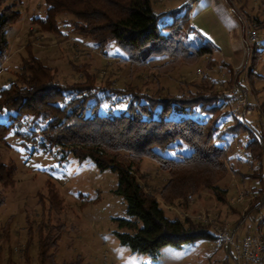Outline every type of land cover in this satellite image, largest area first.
<instances>
[{
  "label": "trees",
  "instance_id": "1",
  "mask_svg": "<svg viewBox=\"0 0 264 264\" xmlns=\"http://www.w3.org/2000/svg\"><path fill=\"white\" fill-rule=\"evenodd\" d=\"M44 4V16L31 19L37 32L59 36V19L69 17L64 24L70 32L89 40L100 53L106 54L107 46L114 43L125 55L120 60L129 66L130 78L146 73L159 58L165 61L153 68L166 75L182 65L212 58L215 51L208 42L197 47L186 44L184 32L192 28L187 11L183 12L185 4L169 23H161L160 18L173 11L157 14L151 0H44ZM19 18L20 13L10 8L0 12V56L6 48L7 29ZM214 67L211 60L205 65L206 74L190 85L194 92L171 95L160 89L150 96L138 86L115 88L110 81L98 87L87 65L77 67L80 83L63 85L54 70L28 48L19 73L0 90V143L8 147L6 137L12 133L20 145L44 151L57 148L64 157L89 159L99 171L115 173L114 192L123 198L128 217L114 219L118 242L132 253L156 259L164 247L181 248L215 238L208 225L166 217L161 202L183 206L187 196L210 191L219 203H225L227 191L219 183L233 171L234 152L239 154L235 141H242L245 132L242 156L244 162L258 164V172L255 169L250 179L260 187L251 189L255 202L244 220L255 223L258 218L252 219L251 213L258 214L264 204V103L255 112L257 118L245 117L238 124L230 114L227 95L228 85L234 84L232 68L220 64L229 75L224 81L220 76L210 78ZM225 134L233 137L234 146L225 144ZM145 158L168 175L156 195L142 186L139 166ZM14 173L13 165L0 163V207L4 190L14 184ZM8 229V223L0 229V240H7ZM57 242L58 235H38V264H54ZM10 251L7 264H17Z\"/></svg>",
  "mask_w": 264,
  "mask_h": 264
},
{
  "label": "rangeland",
  "instance_id": "2",
  "mask_svg": "<svg viewBox=\"0 0 264 264\" xmlns=\"http://www.w3.org/2000/svg\"><path fill=\"white\" fill-rule=\"evenodd\" d=\"M151 1L157 14H164L167 9L173 11L172 15H163L161 23H169L182 13L183 1ZM6 8L19 12L20 18L7 29L6 48L0 56V90L15 79L29 48L43 65L54 70L57 82L63 85L80 83L83 79L77 67L87 65L96 76L94 82L98 87L103 88L110 81L115 88L138 86L150 96L160 89L171 95L194 92L190 85L206 74L205 65L210 60L215 65L212 73L207 72L210 78L220 76V80H228L226 69L219 67L226 63L232 68L234 80L227 88H237L248 103L259 104L258 110L264 103V0H197L190 9L183 8L192 28L191 32H184L186 44L197 47L210 43L215 47L212 58L182 65L166 75L153 68L165 61L159 58L150 63L146 73L133 78L129 77V66L120 60L125 55L114 43L107 46L106 54L100 53L89 40L70 32L71 28L64 24L69 17L59 19L63 24L59 36L37 32L31 19L44 16V0H2L0 12ZM251 28L257 35L253 45L247 38ZM255 112L248 119L257 118ZM224 136L225 144L235 145L233 137ZM6 141L8 147L0 143V163L13 165L15 173L14 184L4 190L5 202L0 207V229L6 223L9 226L7 240H0V264H7L8 250H12L10 256L17 264H38V235L50 233L58 235L54 264H236L233 249L221 245L214 232L225 225L235 235L234 240L254 232L255 223L243 217L255 202L251 189L260 187L250 179L259 167L244 162L245 157L236 152L233 171L219 183L227 191L225 203H219L210 191L199 197L189 195L191 199L187 196L183 206L161 202L166 217L208 225L215 238L199 239L181 248L164 247L152 259L132 253L118 242L119 230L114 219L128 217L123 198L114 192L115 173L99 171L89 159L78 161L70 154L64 157L57 148L44 151L33 145H20L12 133ZM139 174L145 190L155 195L168 179L158 164L147 158L141 162ZM261 207L258 214L251 213L252 219L259 217Z\"/></svg>",
  "mask_w": 264,
  "mask_h": 264
},
{
  "label": "built area",
  "instance_id": "3",
  "mask_svg": "<svg viewBox=\"0 0 264 264\" xmlns=\"http://www.w3.org/2000/svg\"><path fill=\"white\" fill-rule=\"evenodd\" d=\"M183 1L184 10L190 9L197 0H180ZM167 9L165 13H171ZM248 41L253 45L257 40L255 31L249 29ZM229 97V111L234 120L239 124L244 121L245 117L251 116L259 109V104L248 103L247 100L240 94L237 88H232L227 91ZM247 133L245 132L242 141L236 142V149L240 155H244L247 143ZM242 193L239 195V200L242 199ZM191 199L192 197H188ZM264 226V204L261 207V213L253 225L254 232H250L242 236L240 239L234 240L233 234L230 233L227 226H220L214 232L216 239L221 245L233 249L236 264H264V233L262 227Z\"/></svg>",
  "mask_w": 264,
  "mask_h": 264
}]
</instances>
